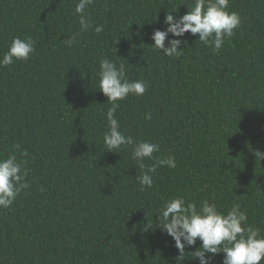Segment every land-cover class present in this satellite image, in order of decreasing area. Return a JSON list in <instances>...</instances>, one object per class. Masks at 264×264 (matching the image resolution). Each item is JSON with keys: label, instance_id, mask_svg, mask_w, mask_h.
<instances>
[{"label": "trees", "instance_id": "16d2710c", "mask_svg": "<svg viewBox=\"0 0 264 264\" xmlns=\"http://www.w3.org/2000/svg\"><path fill=\"white\" fill-rule=\"evenodd\" d=\"M76 3L0 0V56L14 37L35 45L27 61L0 67V158L26 160L29 185L0 208V264H175L174 240L156 227L174 197L198 208L208 200L224 214L239 204L264 237V160L254 155L264 153V0H229L241 23L219 51L198 34L169 35L165 46L181 40L180 60L151 48V36L166 29L167 12L183 16L193 0H93L88 31ZM103 58L148 85L143 96L117 102L120 130L159 144L155 157L176 160L174 169L158 167L143 191L131 146L104 149L111 105L98 87ZM146 220L153 228L142 232ZM191 259L183 264H199Z\"/></svg>", "mask_w": 264, "mask_h": 264}, {"label": "clouds", "instance_id": "9594fccd", "mask_svg": "<svg viewBox=\"0 0 264 264\" xmlns=\"http://www.w3.org/2000/svg\"><path fill=\"white\" fill-rule=\"evenodd\" d=\"M93 0H77L75 13L79 15L81 31L93 28L85 17V10ZM229 0H193L191 10L178 18L173 12L165 14V30H155L151 36L154 44L151 48L159 50L163 55L180 60L184 57L180 39L165 41L172 37H183L186 33L193 36L198 34V41L219 51L225 37H232L234 30L240 26L241 20L237 12L227 11ZM104 30L103 25L94 26L96 33ZM76 41V34L68 37L63 43L71 47ZM35 51L34 41L31 37L21 39L14 37L7 52L0 56V67L10 66L17 60L27 61ZM122 59V58H121ZM123 60V59H122ZM98 73L99 91L107 97V104L111 106L106 110L107 131L103 134L105 151L119 153L123 147L131 146L132 159L141 169L135 178L141 191L153 186V176L158 167L167 166L176 168V160L169 155L157 158L153 154L160 151L159 144L140 140L135 141L120 130V123L116 118L119 108L118 101L126 99L129 95L143 96L147 90V83L143 80H129L126 75L124 63L117 64L108 58L99 62ZM145 119H151V113L145 114ZM18 147V146H17ZM27 156V152H22ZM257 160H264V153L257 150L254 153ZM154 163L146 165L145 160ZM26 160H18L15 154L7 158H0V208H9L13 205L19 194L29 187L25 182L28 175ZM158 224L156 227L170 236L179 252L175 264H183L186 254L192 256L191 260H199V264H212L215 255L223 253V264H261L264 261V237L260 230L248 224V214L241 211L239 204H234L226 214L217 210L214 203L208 200L201 202L198 208L195 203H186L182 197L170 198L159 209ZM152 224L146 220L141 228L142 232L152 229ZM197 240L201 242L199 248L192 253H186L185 248L194 247Z\"/></svg>", "mask_w": 264, "mask_h": 264}]
</instances>
